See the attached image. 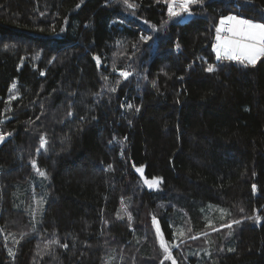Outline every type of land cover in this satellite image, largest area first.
<instances>
[{
  "label": "trees",
  "instance_id": "1",
  "mask_svg": "<svg viewBox=\"0 0 264 264\" xmlns=\"http://www.w3.org/2000/svg\"><path fill=\"white\" fill-rule=\"evenodd\" d=\"M130 2L0 0V264H264V0Z\"/></svg>",
  "mask_w": 264,
  "mask_h": 264
},
{
  "label": "snow or ice",
  "instance_id": "2",
  "mask_svg": "<svg viewBox=\"0 0 264 264\" xmlns=\"http://www.w3.org/2000/svg\"><path fill=\"white\" fill-rule=\"evenodd\" d=\"M168 11L170 16H177L181 12H187L189 10V5L192 3L203 2V0H167ZM124 3L129 8H134L135 4L131 3L130 0H124ZM217 43L214 45L217 51V59H227L239 61L245 65H255L257 59L264 56V23L254 22L249 19H242L235 15L222 16L220 19V25L216 29ZM225 35H221V33ZM148 39V37H144ZM179 47V45H177ZM215 68L213 65H209L207 71L212 72ZM121 75L127 78L131 73L127 71H122ZM13 89H15V84H13ZM115 91V88L110 89ZM129 108L132 105H128ZM3 139V135H0V140ZM47 140L41 137L40 145L41 148L45 147ZM35 166V160L32 161ZM39 171V169H37ZM138 172L143 173V168H138ZM41 176H45L46 173L39 171ZM162 178L153 177L152 180H145V183L149 187H158ZM255 187V186H253ZM243 211V209H241ZM256 219H259L257 216ZM155 222V221H154ZM234 223H239V221H234ZM157 232L161 237L160 246L164 250L165 259H171L172 264H176V260L172 257L168 243L163 239L162 233H160L159 225L157 224ZM183 235V232H180ZM67 247V245H64Z\"/></svg>",
  "mask_w": 264,
  "mask_h": 264
},
{
  "label": "rangeland",
  "instance_id": "3",
  "mask_svg": "<svg viewBox=\"0 0 264 264\" xmlns=\"http://www.w3.org/2000/svg\"><path fill=\"white\" fill-rule=\"evenodd\" d=\"M190 9V8H189ZM186 14L183 16V19L186 18L187 16H190L192 15V12L190 10V12H185ZM249 20H252V19H249ZM254 22H258V23H264V21H260V20H253ZM220 25V21L218 22L217 26L218 27ZM216 36L217 34H214L213 36V41H212V49L214 50L216 56H217V51H216V48H214V45L217 43V40H216ZM259 59V58H258ZM257 59V60H258Z\"/></svg>",
  "mask_w": 264,
  "mask_h": 264
},
{
  "label": "water",
  "instance_id": "4",
  "mask_svg": "<svg viewBox=\"0 0 264 264\" xmlns=\"http://www.w3.org/2000/svg\"><path fill=\"white\" fill-rule=\"evenodd\" d=\"M3 139H4V137H3ZM3 139L0 140V142L3 141ZM138 168H141V167H136V168H135V172H137V174H139V176L141 177L142 181H143L144 183H145V180H149V181H150L151 179H147V178L145 177V175H144V172L141 174L140 172L137 171ZM145 184H146V183H145Z\"/></svg>",
  "mask_w": 264,
  "mask_h": 264
},
{
  "label": "built area",
  "instance_id": "5",
  "mask_svg": "<svg viewBox=\"0 0 264 264\" xmlns=\"http://www.w3.org/2000/svg\"><path fill=\"white\" fill-rule=\"evenodd\" d=\"M187 12H190V9ZM216 26L217 25L213 26V32H214V34H217V32H216L217 27ZM221 35H225V33L222 32Z\"/></svg>",
  "mask_w": 264,
  "mask_h": 264
},
{
  "label": "crops",
  "instance_id": "6",
  "mask_svg": "<svg viewBox=\"0 0 264 264\" xmlns=\"http://www.w3.org/2000/svg\"><path fill=\"white\" fill-rule=\"evenodd\" d=\"M232 15H234V14H232ZM235 16H238L239 18H242V19H246V18H244L243 16H241V15H235ZM223 36V35H222Z\"/></svg>",
  "mask_w": 264,
  "mask_h": 264
},
{
  "label": "bare ground",
  "instance_id": "7",
  "mask_svg": "<svg viewBox=\"0 0 264 264\" xmlns=\"http://www.w3.org/2000/svg\"><path fill=\"white\" fill-rule=\"evenodd\" d=\"M167 1V0H166ZM34 199H37V198H34ZM38 200V199H37ZM35 201V200H34ZM29 209H31V208H29ZM130 233V232H129ZM108 259V258H107Z\"/></svg>",
  "mask_w": 264,
  "mask_h": 264
}]
</instances>
